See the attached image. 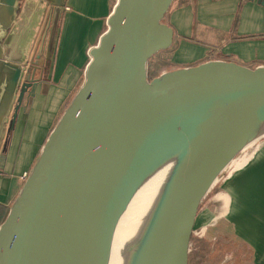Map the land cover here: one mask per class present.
Masks as SVG:
<instances>
[{
	"label": "water",
	"instance_id": "1",
	"mask_svg": "<svg viewBox=\"0 0 264 264\" xmlns=\"http://www.w3.org/2000/svg\"><path fill=\"white\" fill-rule=\"evenodd\" d=\"M17 1L0 0L4 29ZM173 1L116 0L82 85L0 225V264H107L141 169L178 147L184 152L134 264H189L202 201L264 137V66L208 60L150 79V59L174 41L164 21ZM45 36L28 65L5 59L0 43V121L14 107L10 129L37 83L29 66L38 64Z\"/></svg>",
	"mask_w": 264,
	"mask_h": 264
},
{
	"label": "crops",
	"instance_id": "2",
	"mask_svg": "<svg viewBox=\"0 0 264 264\" xmlns=\"http://www.w3.org/2000/svg\"><path fill=\"white\" fill-rule=\"evenodd\" d=\"M115 2L64 0L63 6H53V0H18L10 28L0 24L3 55L16 64L37 59L46 31L39 62L29 66L37 83L26 92L13 127L14 107L0 121V225L6 207L10 210L49 134L82 85L89 51L107 29ZM167 14L175 48L166 56L174 69L208 60L264 66L260 0H174ZM256 150L226 178L216 199L222 201V194L228 199L220 230L250 245L257 262L264 264V147Z\"/></svg>",
	"mask_w": 264,
	"mask_h": 264
},
{
	"label": "bare ground",
	"instance_id": "3",
	"mask_svg": "<svg viewBox=\"0 0 264 264\" xmlns=\"http://www.w3.org/2000/svg\"><path fill=\"white\" fill-rule=\"evenodd\" d=\"M183 152V147L175 148L170 154L151 160L141 169L117 224L107 264L135 263L162 193ZM242 156H237L225 172H228Z\"/></svg>",
	"mask_w": 264,
	"mask_h": 264
},
{
	"label": "rangeland",
	"instance_id": "4",
	"mask_svg": "<svg viewBox=\"0 0 264 264\" xmlns=\"http://www.w3.org/2000/svg\"><path fill=\"white\" fill-rule=\"evenodd\" d=\"M263 144L264 137L240 153L243 156L224 173L202 201L190 242L189 264H259L250 245L235 240L225 229L220 230L223 225L220 216L226 212L228 199L225 204L219 201L218 209L219 202L216 197L231 172L244 166L255 153V149L263 148Z\"/></svg>",
	"mask_w": 264,
	"mask_h": 264
},
{
	"label": "trees",
	"instance_id": "5",
	"mask_svg": "<svg viewBox=\"0 0 264 264\" xmlns=\"http://www.w3.org/2000/svg\"><path fill=\"white\" fill-rule=\"evenodd\" d=\"M167 15L168 14H166L164 21H167ZM174 48H175V46L173 44L170 48L158 52L157 54H155L150 59V61H149V78L150 79H152L155 76H158L159 74H161V72H163L165 70H171V69L175 68L174 63L171 60H169L168 57L166 56L168 53L172 52L174 50ZM225 198H226V194H222V201H220V202L225 204V202H226ZM8 212H9V206L6 207V215L3 219V221L7 217Z\"/></svg>",
	"mask_w": 264,
	"mask_h": 264
},
{
	"label": "built area",
	"instance_id": "6",
	"mask_svg": "<svg viewBox=\"0 0 264 264\" xmlns=\"http://www.w3.org/2000/svg\"><path fill=\"white\" fill-rule=\"evenodd\" d=\"M246 149H247V148H246ZM246 149H245V150H246ZM256 149H257V148H256ZM256 149H255V151H256ZM245 150H244V151H245ZM244 151H242L241 153H243ZM253 155H254V153L250 156V158H251ZM238 156H239V155H238ZM250 158H249V159H250ZM237 169H238V168H235V169L231 172V174H232L235 170H237ZM205 229H206V228H205ZM203 230H204V228H203Z\"/></svg>",
	"mask_w": 264,
	"mask_h": 264
}]
</instances>
